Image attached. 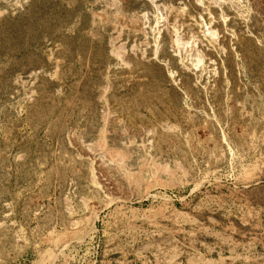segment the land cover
Listing matches in <instances>:
<instances>
[{
  "label": "rangeland",
  "instance_id": "obj_1",
  "mask_svg": "<svg viewBox=\"0 0 264 264\" xmlns=\"http://www.w3.org/2000/svg\"><path fill=\"white\" fill-rule=\"evenodd\" d=\"M0 264H264V0H0Z\"/></svg>",
  "mask_w": 264,
  "mask_h": 264
}]
</instances>
